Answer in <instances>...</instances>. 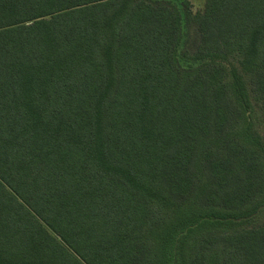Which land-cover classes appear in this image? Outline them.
I'll list each match as a JSON object with an SVG mask.
<instances>
[{
    "label": "trees",
    "instance_id": "16d2710c",
    "mask_svg": "<svg viewBox=\"0 0 264 264\" xmlns=\"http://www.w3.org/2000/svg\"><path fill=\"white\" fill-rule=\"evenodd\" d=\"M263 127L264 0H0V264H264Z\"/></svg>",
    "mask_w": 264,
    "mask_h": 264
},
{
    "label": "rangeland",
    "instance_id": "374dc122",
    "mask_svg": "<svg viewBox=\"0 0 264 264\" xmlns=\"http://www.w3.org/2000/svg\"><path fill=\"white\" fill-rule=\"evenodd\" d=\"M191 3V9L192 11L199 12L202 11L205 5V0H190ZM197 31L195 24L186 21L182 25V39H181V47L179 50V63L183 67H187L189 64H191V60L188 59V57H184L186 54H181L184 51H188L189 53L194 48V45L197 41ZM261 133L264 132V127L260 131ZM249 221L248 225L252 224H259L264 222V207L261 208Z\"/></svg>",
    "mask_w": 264,
    "mask_h": 264
}]
</instances>
